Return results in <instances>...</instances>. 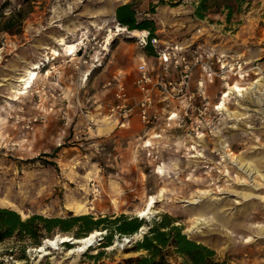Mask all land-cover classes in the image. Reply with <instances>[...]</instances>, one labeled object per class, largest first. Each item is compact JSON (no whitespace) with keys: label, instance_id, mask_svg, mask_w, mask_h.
Masks as SVG:
<instances>
[{"label":"rangeland","instance_id":"rangeland-1","mask_svg":"<svg viewBox=\"0 0 264 264\" xmlns=\"http://www.w3.org/2000/svg\"><path fill=\"white\" fill-rule=\"evenodd\" d=\"M199 2L132 0L138 21L154 23L159 44L147 52L140 38L117 22L109 10L112 0H0V207L16 211L23 221L35 216L134 219L151 196L165 192L146 220L138 218L145 225L131 238L113 234L106 247L110 232L104 223L95 245L73 254L68 250L77 245L70 243L37 250L46 239L74 238L72 233L44 232L40 246L13 238L0 244V264H135L131 260L146 254L135 252V245L164 216L214 250L220 264H264V181L247 177L236 164L243 158L264 174V0L233 5L229 20L227 11L196 17ZM116 25L127 32L104 50L107 29ZM138 31L143 37L147 32ZM62 36L70 43L84 37L75 59L52 60L51 49L45 51ZM175 44L199 59L190 81L194 98L188 118L180 112L185 99L174 100L167 113L157 112L149 141L138 140L139 127L104 129L115 93L108 83L117 77L135 88L138 58H159L161 49ZM36 62L46 63L39 79L16 99L12 87L18 74ZM159 78L175 81L179 75L169 71ZM256 81L262 108L249 105V91L227 101L229 111L243 114L238 120L216 110L229 86ZM168 112H179L170 126ZM36 117L41 122L28 130L27 121ZM222 141L230 144L232 159L218 150ZM192 147L202 158L193 157ZM247 193L253 197L245 199ZM196 217L203 220L199 226Z\"/></svg>","mask_w":264,"mask_h":264},{"label":"trees","instance_id":"trees-1","mask_svg":"<svg viewBox=\"0 0 264 264\" xmlns=\"http://www.w3.org/2000/svg\"><path fill=\"white\" fill-rule=\"evenodd\" d=\"M244 0H200L196 7L195 15L204 19L208 12L227 11L228 20L233 15V5L242 4ZM162 2V1H161ZM116 20L129 31L142 30L149 33V41L156 38L155 27L152 21L139 22L137 12L132 4L121 6L116 11ZM10 22V21H9ZM9 32L10 29L5 28ZM151 43L145 47L147 52L153 51ZM38 221V224L35 222ZM106 223V230L110 235L106 236V247L112 245L113 234L119 237L131 238L138 233L145 223L138 218L129 219L125 216L111 220H94L92 216L73 217L71 219H44L39 216L23 221L20 215L11 209L0 207V244L7 240L17 238L21 242H31L40 246V238L44 232L50 234L55 231L60 233H72L74 239H81ZM28 239V240H27ZM104 239V240H105ZM70 247L69 243L65 244ZM105 247V246H104ZM22 254L25 247H21ZM145 252L131 262L135 264H220L217 254L207 246L189 238L178 226H174L168 216L154 221L150 230L144 235L142 241L135 245V252ZM22 257H25L24 254Z\"/></svg>","mask_w":264,"mask_h":264},{"label":"built area","instance_id":"built-area-1","mask_svg":"<svg viewBox=\"0 0 264 264\" xmlns=\"http://www.w3.org/2000/svg\"><path fill=\"white\" fill-rule=\"evenodd\" d=\"M141 47L148 46L149 43L153 47L159 44V41L154 38L149 41V33H147L142 39H139ZM84 54V53H83ZM158 59L166 71H175L179 75V80H164L159 77L154 78L147 63L141 64L137 69V78L135 80V89L139 95V99L133 102L128 87L120 82L108 83V87L115 88L114 102L109 106L107 110V116L115 123L122 124L134 117H137L140 122L152 129L156 127L159 119L157 116L156 107L159 99L163 101L184 100L186 106L180 109L183 119L188 118L189 111L193 107L194 94L190 93V81L195 67L199 64L198 57L185 53L183 48L179 46H166L158 53ZM82 58L86 57V52L82 55ZM82 64L87 65L88 60L83 59ZM203 91V85L197 89V93L201 95ZM193 110V109H192ZM179 112H168V116L165 119L167 126H170L172 122L178 120ZM41 119V118H40ZM39 118H31L26 123L28 130H33L35 125L41 122ZM96 194L97 189L93 190Z\"/></svg>","mask_w":264,"mask_h":264},{"label":"bare ground","instance_id":"bare-ground-1","mask_svg":"<svg viewBox=\"0 0 264 264\" xmlns=\"http://www.w3.org/2000/svg\"><path fill=\"white\" fill-rule=\"evenodd\" d=\"M99 30H102V28L99 27ZM125 32H127L126 29L121 27L120 25H116L114 28H108L107 29L108 35L106 37L107 45L104 48V50L107 49V46L110 44V41L113 39V37L120 36L121 34H123ZM129 34H131L133 38L139 37L141 39L143 37L142 33H140L138 30L133 31ZM83 41H84V37L82 36L81 39H78L77 41L70 43V42H67L66 38L62 36L60 38L59 37L56 38V47L55 48L44 47V49H45V51L51 49L52 56H54L52 60H55V59L60 58L62 56L69 57V58H71V60H73V58L74 59L76 58L75 53L77 52L79 47L83 46ZM57 46H59V47H57ZM43 58L48 62L51 59V57H47L46 55H43ZM28 64H30V63H28ZM45 65H46V63L41 64V63L36 62L27 68L22 67L24 69L23 72L18 74V76H17V82L16 83L18 85L16 87H12V89H13L12 92L15 94L16 99H20L21 96H24V95L29 93L30 89H32L33 85L36 83V81L39 79V76L41 75V73H40L41 67L44 68ZM22 68H21V70H22ZM257 83H258V81H256L255 83H252L248 87H243L240 83L236 82L232 86H229L228 90L225 92L224 97L221 100L220 105L217 106L216 110L220 111V112H225L231 120L234 118L238 120L239 118H241L243 116V114H239L237 112L229 111V109L227 107V101L230 99V97L232 95H236V98H242V97H244V95H247V93L249 91H250L249 92V94H250L249 100L250 101H248L249 105L252 106L253 108H258V107L262 108L263 99H260V97L256 96L258 94L259 90L256 89V87H254V85ZM262 86H264V85H262ZM229 146H230V144H226L225 142L222 141L221 143L218 144V150L229 152L228 157H230L232 159L233 154H231V150L229 149ZM191 151L195 152V155L193 157L202 158L203 155L197 150L196 147H192ZM236 164L239 166L240 170L244 171V174L247 177L254 178V179L259 177V178H261V181H264V174L259 172V170L257 169V166L253 162L245 160L242 158ZM164 172H165L164 168L159 167L158 173L164 175ZM253 175L255 177H253ZM164 194H165L164 190H161V191H159L157 196H151L147 201L146 207L142 211L139 212L138 218L146 220L149 217V215L152 214V211L155 207V204L157 203V200L160 201L164 197ZM251 196L253 197L252 193H247V194L243 195V197L245 199L250 198ZM78 209H79L78 212H83L85 209V206L84 205L79 206ZM193 220H195V224L197 226L201 225L203 222L201 217H196ZM100 233L101 232H99V231H93L88 236L81 238V239H78V240L74 239L70 236H59L58 235V236L54 237L53 239H46L44 245L40 246L37 250L39 252H44L47 247L56 249V248H58L59 244H66V243L71 244L73 241V245L74 246L77 245V247L73 248V249H69L68 250L69 254H73L76 252L77 253L85 252V251L89 250L91 245L94 244L95 239L101 235Z\"/></svg>","mask_w":264,"mask_h":264},{"label":"crops","instance_id":"crops-1","mask_svg":"<svg viewBox=\"0 0 264 264\" xmlns=\"http://www.w3.org/2000/svg\"><path fill=\"white\" fill-rule=\"evenodd\" d=\"M131 3H132V0H112V3H110L109 10L115 14L119 7L131 4ZM142 6L144 7L145 5L143 4ZM143 7H140V9H143ZM135 10H136V8H135ZM147 33L148 32H145V35ZM173 46H178V45L175 44ZM183 50L185 53H188L186 51L185 47L183 48ZM143 63H147V65H148L150 71L152 72L153 76H155L154 78L160 77L162 75L166 76L169 73V71H166L165 68L162 66V64L158 58H154L152 60V59L147 58L144 54H142L138 58L136 68L138 69V67ZM87 74L89 75V73H87ZM118 76H120V75H118ZM118 79L119 78L115 77L116 81H120L126 85L124 80L122 81L121 79L120 80H118ZM129 91H130V95L132 97L133 102L137 101L139 99V95L137 93V90L135 88H130ZM113 98H114V94H113ZM170 102L174 103L172 101H163L162 99H159L155 111L158 113L159 112H163L164 114L167 113V108L171 107ZM104 119H105V123H103V128L106 129L107 131H109V130L113 131V130H117V129L118 130H129V129H133L135 127H139L141 130L139 133L136 134V137L138 138V140L143 139V138H148V141H149L153 138V136H155L154 132H153L155 128L150 129V128L144 126L137 117H134L128 121H125L122 124H118V123H115L114 121H112L111 119H109L107 116V112H106V117H104ZM146 129H148L147 132H146Z\"/></svg>","mask_w":264,"mask_h":264},{"label":"water","instance_id":"water-1","mask_svg":"<svg viewBox=\"0 0 264 264\" xmlns=\"http://www.w3.org/2000/svg\"><path fill=\"white\" fill-rule=\"evenodd\" d=\"M72 245H73V241H72V243H71Z\"/></svg>","mask_w":264,"mask_h":264}]
</instances>
